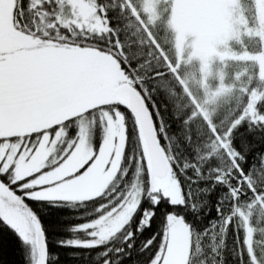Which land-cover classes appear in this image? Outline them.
<instances>
[{"label": "snow or ice", "instance_id": "obj_1", "mask_svg": "<svg viewBox=\"0 0 264 264\" xmlns=\"http://www.w3.org/2000/svg\"><path fill=\"white\" fill-rule=\"evenodd\" d=\"M117 9L120 15L138 17L130 0H0V221L38 252L39 264H46L45 239L25 199L71 202L68 192L94 180L99 164L92 172L89 169L97 157L100 163L107 161L105 172L109 166L116 170L123 165L125 153L140 161L131 173V182L130 165L128 171H116L117 180L123 171L126 187L113 193L108 205V211L116 208L112 213L115 226L107 234L89 224L76 226L73 231L84 232L89 240L67 242L91 249L119 236L121 246L106 248L103 264H138L128 260L133 251L146 254V264H175L178 233L192 232L184 213L197 212V192L207 194L198 187L201 179L227 187L236 199L247 186L256 194L253 199L258 197V203L264 205V195L256 187L264 184V152L254 151L256 144L244 139L246 134L264 133V94L259 89L253 94L250 85L251 100L217 125L213 117L220 110L218 94L209 92L197 99L188 89L187 76L182 77L172 61L162 58L159 67H152L151 61L144 64L139 53L130 55L132 45L121 40V29L112 25L109 16ZM201 71L207 76L206 57H202ZM170 79L183 92L188 109L175 103L184 116L175 138L166 135L167 127L159 124L158 105L152 102L158 89L171 99L176 96L169 87ZM145 116L161 144L163 135L165 140L182 139L191 146L193 122L200 121L210 137L209 152L193 161H170L166 175L147 174L145 184L147 164L140 144L141 118ZM96 128L101 138L94 148L90 136ZM74 150L86 162L65 175L67 169L60 165ZM249 153H254L252 165L245 169ZM204 159L209 163L218 159L223 166L205 172ZM115 184L113 181L111 186ZM94 201L99 206L104 198L96 196ZM231 220L229 214L224 222L228 225ZM146 231L151 232L150 239L138 240ZM249 257L251 264H257L251 250Z\"/></svg>", "mask_w": 264, "mask_h": 264}, {"label": "trees", "instance_id": "obj_2", "mask_svg": "<svg viewBox=\"0 0 264 264\" xmlns=\"http://www.w3.org/2000/svg\"><path fill=\"white\" fill-rule=\"evenodd\" d=\"M130 3L138 13L137 18H133L129 13L120 15L119 9L116 12L109 13V16L112 18V25L121 29V40L126 44L130 43L132 45L130 55L139 53V58L143 60L144 64L148 65L149 61H151L152 67H159L158 61L166 58L181 69L182 77L185 76V72L189 70V66L188 62L183 59L178 61L177 52L174 47L175 31L170 22V20L172 21L171 0H163L154 21L148 19L149 15L141 7V0H130ZM238 4L241 8L245 25L253 27L257 16L256 1L238 0ZM129 24H131V27H127ZM247 44V46L240 44L238 48L241 50L245 48L251 52H262L264 56V48L258 39L248 40ZM240 69L243 70L240 71ZM227 70V74L230 76L228 81L231 88L226 92L224 97H221L220 110L213 117L217 125H219L221 120L230 119L232 115L243 108L250 100V95L248 94L250 85L252 86L251 91L259 89L261 94H264V78L260 79L259 70L252 62L231 63L227 65ZM241 72L243 73L238 79H232L235 74ZM168 84L171 89L176 91V96L171 99L168 97L166 91L158 89L152 102L158 105L159 124L167 127L166 135L175 138L176 134L180 131L179 125L184 118L183 112L179 114V111L181 109L184 111L188 110L185 108L187 101L184 99V94L178 88L175 80L170 79ZM177 101L181 103V109L175 107ZM261 111H264V107L261 108ZM246 127L244 125L245 129ZM198 128L200 132H197ZM193 133L194 138L191 146L185 144L182 139L179 142L175 140L168 141L165 140L163 135L160 136V140L164 141V143L158 144L162 154L166 158L168 167L170 161L171 163H175L176 160H179L183 163L185 158L188 161H193L197 155L204 158L209 152V134L204 125L198 120L193 122ZM262 137H264V133L256 132L246 134L244 139L256 144L257 148L254 151L264 152V138ZM100 138V130L96 128L94 136H90L94 148L98 147ZM235 143L239 148L240 139L238 138ZM140 144L143 148V156L147 164L146 173L143 174L144 183L146 184L148 183L147 174H151V172L142 135ZM129 152H131V146ZM253 154H248L245 169L252 165ZM173 156H175V160L171 159ZM203 162L205 163L203 166L205 172L210 168L223 166L218 159L211 161V163L204 159ZM139 163V159H130L129 153H125L124 163L119 166L118 170L122 168L123 171H128L130 165L129 182H131V173L136 171ZM123 171H121L119 180H117L115 174L111 182L96 195L103 196L104 198V202L99 206L94 201L96 196L88 200L71 201L69 203L25 199V204L37 217L44 235L47 250L46 264H103V259H107V257L101 258L105 249H115L121 246L119 236L108 243L91 249L73 247L68 245L67 242L77 238H85L83 232L73 231L74 227L91 222L101 215L116 209L107 210L108 205L112 203L114 198L113 193H117L119 188L126 187ZM189 172H191V169H189ZM181 180H183V177H181ZM113 181H116L115 186H111L113 185ZM198 187L205 189L207 194L200 196L196 201L198 209L195 214L192 211L184 213L185 222L191 226L192 235L201 234L209 230L213 225L224 221L229 214H231L232 220L225 227L219 257L211 258L207 253H203L193 258L188 264H251L249 253L245 248V232L241 225V216L238 211L247 217L249 226L252 229L253 255L259 264H264V205L258 203V197L253 199L256 194L250 193L247 186H245L241 189L239 199H236L234 196L228 194L227 187L222 185L213 186L211 185V181L207 179H201ZM256 187L259 195H264V184H257ZM194 190H196L195 186ZM119 206L117 204L116 207L118 208ZM218 208L222 209V211L218 212ZM156 227L158 228L159 225L157 224ZM150 237L151 232L146 231L140 234L138 240L143 241L150 239ZM110 255L111 251H109ZM133 259L137 260L138 264H146L147 255L137 254L133 251V255L128 257V260ZM35 262L36 250L30 245L22 243L18 234L0 221V264H35ZM121 264H124V262L122 261Z\"/></svg>", "mask_w": 264, "mask_h": 264}, {"label": "rangeland", "instance_id": "obj_3", "mask_svg": "<svg viewBox=\"0 0 264 264\" xmlns=\"http://www.w3.org/2000/svg\"><path fill=\"white\" fill-rule=\"evenodd\" d=\"M255 1L256 22L253 27H248L245 25L238 0H171L172 21L170 20V22L175 31L174 47L178 61L183 59L188 62L189 70L185 72V76L188 78V89L197 99H202L209 92L214 95L218 94L219 100L225 96L231 88L228 81L230 76L227 74V65L231 63L252 62L259 70L260 79L264 78V56L262 52H251L245 48L244 50L238 48L240 44L247 46V41L252 39H258L264 48V0ZM162 2L163 0H141V7L149 15V20L154 21L157 17ZM234 46L237 47L234 48ZM202 57L207 58V76L203 75L201 71ZM242 73L235 74L232 79H238ZM221 89H224V91H221ZM256 92L255 90L252 91L253 94ZM251 98L250 95V100ZM65 152H67V149H65ZM52 162H55V158ZM83 162H86V160H82L74 150L68 156V159L60 165V169H67L64 172L66 175L69 172L76 171L77 167L81 166ZM104 163H107V161L100 163V157H97V160L93 162V167L89 169L92 172L99 164V171L94 173V180L77 191L68 192L66 195L71 198V201H83L93 198L111 182L119 166L116 170L109 166L108 172H105ZM60 169H57V172ZM109 173L112 175L110 179H107ZM54 178L58 179L60 177L55 176ZM77 179L79 180V178ZM197 196L198 200L200 197L199 192H197ZM115 212L116 209L84 224L96 226L100 228L101 232L107 234L115 226L116 218L112 216V213ZM238 213L241 216V225L245 232L246 251L249 253L251 250L253 253L252 229L249 226L247 217L240 211ZM224 221L213 225L201 234L192 235L190 233L188 235L180 231L176 240L175 264H183L185 259H188L189 263L193 258L203 253H207L211 258L219 257L222 237L226 227ZM88 240L89 237L85 234L83 239L77 238L70 241L83 242ZM257 264H259L258 261Z\"/></svg>", "mask_w": 264, "mask_h": 264}, {"label": "water", "instance_id": "obj_4", "mask_svg": "<svg viewBox=\"0 0 264 264\" xmlns=\"http://www.w3.org/2000/svg\"><path fill=\"white\" fill-rule=\"evenodd\" d=\"M137 110L139 111V108H137ZM141 127V135L145 144L151 174L166 175L169 172L166 158L162 154L161 148L157 142L156 134L152 130L151 124L147 122L146 116L141 118ZM35 264H39V254L37 251Z\"/></svg>", "mask_w": 264, "mask_h": 264}]
</instances>
